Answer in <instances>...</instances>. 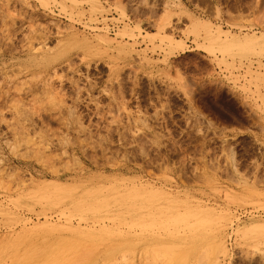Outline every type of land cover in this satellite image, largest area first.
Returning <instances> with one entry per match:
<instances>
[{"label": "rangeland", "instance_id": "1", "mask_svg": "<svg viewBox=\"0 0 264 264\" xmlns=\"http://www.w3.org/2000/svg\"><path fill=\"white\" fill-rule=\"evenodd\" d=\"M41 1L0 0V264H166L142 248L188 232L169 213L210 239L220 210L221 264H264V233H234L264 221V51L211 42L186 13L264 37V0ZM200 244L188 264H209Z\"/></svg>", "mask_w": 264, "mask_h": 264}, {"label": "bare ground", "instance_id": "2", "mask_svg": "<svg viewBox=\"0 0 264 264\" xmlns=\"http://www.w3.org/2000/svg\"><path fill=\"white\" fill-rule=\"evenodd\" d=\"M41 1V0H40ZM44 2H46V4L48 3L46 0H43ZM74 1V0H73ZM42 2V1H41ZM43 3V5L45 6V4ZM96 2V1H95ZM64 4V3H63ZM62 4V6H63ZM183 9V8H182ZM186 12V11H184ZM189 19L191 20V27H192V31H195V32H198L199 29H202L203 30V33L205 35V37L209 40V41H219L220 43H222L224 46H235V47H247V48H250V49H254V50H263L264 51V37L261 36H256L255 34H247V33H244L243 35H238L236 33H233L231 32L230 30H226V29H223L219 26H214V24L211 22V21H208V20H202V19H199L198 17H195L193 15H190V13L186 12ZM171 14V13H170ZM169 17V12L166 13V16H165V20ZM164 23L161 24L159 26L160 29H163L164 27ZM127 28V27H126ZM132 30V29H131ZM190 30V31H191ZM191 31V32H192ZM200 32V31H199ZM153 34V33H151ZM169 36V35H168ZM167 36V37H168ZM163 37L166 38V35L165 36H162L161 39H163ZM164 38V39H165ZM65 39L72 41L73 43H80L82 45H88L90 43L94 44V45H100V43L102 42H106L107 40V37L106 35H103V34H99V35H95L92 37V39L88 38L87 36L85 35H81L79 36L77 33H69L66 35ZM160 39V40H161ZM168 39L167 41H174V45H173V42H171L172 44H170V50L173 51V49H175L176 47L178 48H181L182 44L181 42L178 40V39H175V38H166ZM162 41V40H161ZM165 41V40H164ZM169 41V42H170ZM71 42V43H72ZM172 45V47H171ZM256 48V49H255ZM176 50V49H175ZM151 187V186H150ZM39 188V187H38ZM35 192V191H34ZM39 194V193H38ZM45 195V194H44ZM47 195V194H46ZM45 195V196H46ZM151 195V194H150ZM160 195V194H158ZM155 196V197H158ZM42 196V195H40ZM39 195L38 197L41 198ZM152 196V195H151ZM149 196L148 194V198L151 197ZM154 196V195H153ZM36 197V196H35ZM154 197V198H155ZM38 198V199H39ZM47 198V197H45ZM153 198V197H152ZM153 198V199H154ZM159 198V197H158ZM44 199V198H43ZM150 199V198H149ZM156 201V200H155ZM197 201V200H196ZM152 202V201H151ZM154 203V202H153ZM156 203V202H155ZM163 204V203H162ZM101 205V204H100ZM104 205V204H103ZM168 205V204H167ZM202 205V204H201ZM157 206L156 209H158V204L155 205ZM161 206V205H160ZM166 206V204H165ZM131 207V206H130ZM163 207H164V204H163ZM212 207V206H211ZM95 208H99V207H95ZM146 209V207H144ZM160 209V208H159ZM167 208H165L164 210H166ZM197 209V207H196ZM201 209V208H200ZM200 209L198 210L199 213L200 212ZM76 210V209H75ZM96 210V209H95ZM203 210V209H202ZM208 210V209H207ZM213 210V209H212ZM211 210V211H212ZM219 210V209H218ZM134 211V210H133ZM132 211V212H133ZM136 211V209H135ZM152 212V211H151ZM175 213V211H173ZM204 212V211H203ZM143 213V212H142ZM147 213V212H145ZM167 213V212H166ZM173 213V214H174ZM185 213V212H184ZM211 213V212H210ZM213 215H210V216H214L212 217L213 219V225L214 227L211 228V233L212 235L210 236V239L207 238L206 236H204L203 234H201V232L199 231L200 228L199 226L195 225V227L192 228V223L191 224L188 222L186 223V219H188V217L185 216V218L179 216V215H172V213H169L171 215H169V217H167V220L171 219V223L173 224V226H175L176 228H179L180 224L182 221H184L182 224L184 225V227H188V232L185 233V234H172V232L170 233L169 231V237L164 239L162 234L159 232V231H156L152 233L149 242L144 244L143 245V248H142V252L143 254H148L149 251L151 250L152 252L150 253H154V254H161V256L163 257V260H164V263L166 264H188L187 262L189 261V258L190 256L193 255V252L195 251V249H197L196 246L199 247L198 244H200L201 242H207L209 244H205L206 247L205 249H207V247H210L209 248V252L206 253V256H208L210 258V262H208L209 264H221V257L223 256H226L227 255V246H226V243H225V239H224V231L225 229L227 228V226L229 225L230 220L231 219V216H230V212H227V211H217L214 212L213 211ZM249 213V212H248ZM150 214V213H149ZM205 214V213H203ZM207 214V213H206ZM142 215V214H141ZM198 215V214H196ZM144 216V214H143ZM162 216V217H164ZM195 215H192L191 217H193ZM201 216V215H199ZM209 215L207 217H210ZM235 216V215H234ZM238 216V215H237ZM141 217V216H140ZM165 217V218H166ZM171 217V218H170ZM201 217H204V216H201ZM233 217V216H232ZM137 218V217H136ZM154 217H150V216H147V217H142L140 218V220H137L135 219L134 223L136 222H140L142 223V226L143 227H147V226H151L152 224L155 225L156 223V220L154 219ZM165 218H163L165 220ZM200 218V217H198ZM235 218V217H234ZM253 218V217H252ZM158 219V217H157ZM162 219V220H163ZM195 219V218H193ZM205 219V218H204ZM134 220V218H133ZM161 220V218H160ZM161 220V222H163ZM199 220V219H198ZM203 220V219H202ZM207 220V218H206ZM206 220H203V222ZM208 220H210V218H208ZM26 221V220H25ZM55 221V220H54ZM155 221V223H154ZM159 221V219H158ZM194 221V220H192ZM166 222V221H165ZM168 222V221H167ZM211 222V221H210ZM46 223V222H45ZM44 222H42V224H45ZM50 223V221H49ZM170 223V222H169ZM201 223V222H200ZM41 224V223H40ZM48 224V222L46 223ZM100 224V223H98ZM164 224V223H163ZM181 224V225H182ZM202 224V223H201ZM182 225V227H183ZM205 225V224H204ZM209 225V223L207 224ZM211 225V223H210ZM212 225V226H213ZM29 226V225H28ZM40 226V225H39ZM138 226V225H137ZM136 226V227H137ZM206 226V225H205ZM230 226L231 223H230ZM41 227V226H40ZM87 227V226H86ZM100 227V226H99ZM104 227V225H103ZM135 227V228H136ZM141 227V226H140ZM162 227V226H160ZM174 227V228H175ZM181 227V226H180ZM202 227V226H201ZM234 227V226H233ZM153 228V227H152ZM166 228H168L166 226ZM172 228V227H171ZM175 228V230H176ZM83 229V228H82ZM81 229V230H82ZM140 229V228H139ZM138 229V230H139ZM157 229V228H156ZM160 229V228H159ZM157 229V230H159ZM173 229V228H172ZM202 229V228H201ZM149 230V229H148ZM173 230V231H175ZM205 230V229H204ZM85 231V230H84ZM152 231V230H151ZM177 233L179 232L178 230H176ZM136 232V231H134ZM21 233V232H20ZM107 233V232H106ZM205 233V232H204ZM234 233L236 234V236H238L240 239H243V240H248V239H251L254 235H257V234H260V233H264V221H250V222H247V223H241V224H236L235 227H234ZM105 234V233H104ZM123 234V233H122ZM134 234V233H133ZM132 234V235H133ZM139 234V233H138ZM144 234V233H143ZM136 235V234H135ZM144 236V235H143ZM149 236V235H148ZM145 237V236H144ZM251 242V241H250ZM136 243L135 241H133V243L129 244V247L131 246V248H133L134 246H136ZM211 243V245H210ZM91 244V243H90ZM201 245V244H200ZM92 246V245H91ZM95 247V246H94ZM86 248V247H85ZM96 249V248H95ZM122 249V248H121ZM126 249V248H125ZM202 249V248H201ZM27 250V249H25ZM84 251V250H82ZM136 251V250H135ZM135 251L133 250L132 252L135 253ZM200 252H202V250L199 249ZM198 251V252H199ZM121 252V250L119 249V247H113L109 253H108V256L109 258L112 257L114 258V255H115V258H118V254ZM207 252V250H206ZM86 253V252H85ZM131 253V252H130ZM132 253V254H133ZM24 254V253H23ZM88 254V252L86 253ZM123 254V252H122ZM121 254V255H122ZM151 254V255H152ZM82 255V254H81ZM196 256V255H195ZM21 257V256H20ZM145 257V256H144ZM153 257V255H152ZM158 257V256H157ZM19 258V257H18ZM17 258V259H18ZM123 258H124V254H123ZM79 259V258H78ZM153 259V258H152ZM192 259V258H191ZM82 260V259H81ZM124 260V259H122ZM145 260V259H144ZM149 260V259H148ZM77 261V260H76ZM79 261V260H78ZM147 261V260H146ZM159 261V260H158ZM157 261V262H158ZM71 262H74V261H71ZM70 262V263H71ZM79 263V262H78ZM163 263V262H162Z\"/></svg>", "mask_w": 264, "mask_h": 264}]
</instances>
